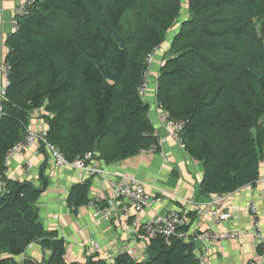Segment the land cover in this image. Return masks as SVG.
<instances>
[{
    "label": "trees",
    "instance_id": "1",
    "mask_svg": "<svg viewBox=\"0 0 264 264\" xmlns=\"http://www.w3.org/2000/svg\"><path fill=\"white\" fill-rule=\"evenodd\" d=\"M184 10L188 17L179 23L159 71V105L169 119L186 122L180 137L203 163V194H231L259 179L264 0H38L7 40L11 73L0 117V264H39L25 256L35 243L50 252L44 264H81L66 262L64 240L39 220L35 206L44 187L5 177L8 152L27 134L31 113L43 107L46 139L70 162L92 154L93 162L112 165L157 145L138 89L147 56L167 43ZM106 67L118 74L115 83L107 81ZM88 194V184L76 185L68 203L76 209L87 205ZM149 241L146 262L126 254L113 263L95 256L84 264H201L191 242Z\"/></svg>",
    "mask_w": 264,
    "mask_h": 264
},
{
    "label": "crops",
    "instance_id": "2",
    "mask_svg": "<svg viewBox=\"0 0 264 264\" xmlns=\"http://www.w3.org/2000/svg\"><path fill=\"white\" fill-rule=\"evenodd\" d=\"M24 0H0V107L3 77L1 67L9 53L7 40L13 34V20L16 10ZM172 39L161 48L151 68V84L143 97L148 105V116L154 127L155 136L161 143L157 153L141 152L119 163L106 165L95 160V166L105 171L104 175L89 177L85 172L56 167L53 160L35 144L22 156H14L7 163L5 177L29 181L44 191L36 203L39 220L46 231L56 232L66 244L67 263H81L97 256L100 260L113 263L128 254L138 262L148 260L149 239L135 227L152 221L157 215L169 212L180 214L183 227L189 234L212 231L217 233L242 232L233 241L219 244L191 242L198 250L196 258L201 264H250L264 259L260 242L264 237V161L261 175L253 185L239 188L226 194L223 211L230 213L227 221L215 223L207 213L211 201L220 194H203L201 183L204 177L203 163L194 159L182 146L179 139L170 137L169 131L161 122L165 113L157 100L156 78L165 62ZM48 116L44 107L31 113L28 131L46 133ZM181 141V138H180ZM182 142V141H181ZM30 161L32 168L23 175V165ZM47 180L44 185L43 178ZM134 181L139 183L153 201L143 211L132 209L128 215L120 211L121 201L115 202L116 211L109 219L100 218L90 203L75 208L68 203L72 188L79 184L89 185V199L96 197L103 202L115 200L114 184ZM157 199L160 202L155 203ZM256 205L257 214L253 216L250 206ZM202 211V212H201ZM131 251L132 253H129ZM25 256L39 264L49 258L50 252L39 244L31 245ZM23 257L19 259L22 261Z\"/></svg>",
    "mask_w": 264,
    "mask_h": 264
},
{
    "label": "built area",
    "instance_id": "3",
    "mask_svg": "<svg viewBox=\"0 0 264 264\" xmlns=\"http://www.w3.org/2000/svg\"><path fill=\"white\" fill-rule=\"evenodd\" d=\"M38 0H24L22 4L16 10V16L13 20V29L14 32H18L20 30V21L21 18L29 15L32 9L35 8ZM13 32V33H14ZM160 48H155L154 51L148 55L147 57V65L148 74L143 73L142 84L139 87V95L144 97L149 87V68L155 60V55L158 54ZM1 73L3 77V86L1 90V96L5 97L6 90L9 87V77L11 73L10 65L5 62V64L1 67ZM3 109L0 107V117L2 116ZM161 122L165 125L167 130L169 131L170 137L179 139L180 145L182 146V142L180 141V133L186 125L185 121H174L170 120L169 116L166 113L161 114ZM47 133L41 132H30L28 131L24 138L15 144L8 152L7 159L14 156H24L26 151L31 148L35 144H40L41 147H44L48 156L55 162L56 167L61 168H69L74 170H79L85 172L89 177H95L99 175H104L105 171L101 168L95 166L92 159V154H87L83 158H79L73 162L68 161L62 152L55 145L50 143L47 139ZM161 145L158 142L157 145H153L146 152H154L157 153L159 151V146ZM32 164L30 161L26 160L23 165V175H28L30 169L32 168ZM13 181H19V178L14 177L11 179ZM3 181L0 179V192L3 191ZM115 190V200L103 202L100 198L96 197L91 200L90 206L96 211L97 215L102 218L109 220L111 219L116 211L115 202L121 201L122 205L120 207V211L124 215H128L132 209L136 211H143L147 209L150 204L153 202L151 198L145 193L144 188L137 182L128 181V182H117L114 185ZM155 203L160 202V199L154 201ZM226 204L225 195H218L211 201V207L209 208L207 213L208 217L213 220L215 223L227 221L231 218V214L223 211V207ZM250 211L253 216L257 214V208L255 204L250 206ZM202 212V211H201ZM135 227H139L141 232L148 239H156V238H164L166 240L172 237H179L186 242H194L195 244H219L223 242L237 240L242 232H226V233H217L212 231L205 232H195L193 234H189L188 232L182 231L183 228V220L180 214L175 212L165 213L163 215H157L152 221L145 222L143 224H136L134 222ZM260 248L264 251V237L260 242ZM198 250L196 247L193 250V253L196 254ZM129 253H132L129 251ZM250 264H264V259L254 260L250 262Z\"/></svg>",
    "mask_w": 264,
    "mask_h": 264
},
{
    "label": "rangeland",
    "instance_id": "4",
    "mask_svg": "<svg viewBox=\"0 0 264 264\" xmlns=\"http://www.w3.org/2000/svg\"><path fill=\"white\" fill-rule=\"evenodd\" d=\"M188 17V14H187V12H186V10H184L183 11V13H182V16H181V18H180V20L178 21V22H176V24L174 25V27L170 30V32H169V34H168V37H167V39L170 41L173 37H174V35L175 34H177L178 33V31H179V23L182 21V20H184V19H186ZM165 45V44H164ZM162 47V46H161ZM161 47H159L160 48V50L162 49ZM158 48V47H157ZM154 51V50H153ZM152 51V52H153ZM152 52H150L149 53V55L152 53ZM159 52H161V51H159ZM156 56H157V54L155 55V59H156ZM169 55L167 54L166 55V57H168ZM148 57V56H147ZM152 65H153V63H152ZM152 65H151V67L149 68V74H150V76H149V81H150V83H149V86H150V84H151V79H152V76H151V68H152ZM147 68H148V65H147V58H146V69H145V71H144V74H148V71H146L147 70ZM157 79H158V77L156 78V84H157ZM157 87V86H156ZM149 88V87H148ZM139 90V89H138ZM148 91V90H147ZM167 114V113H166ZM171 120V119H170ZM184 129V128H183ZM152 153H154V152H152ZM54 162V161H53ZM54 164H55V162H54ZM56 166V165H55Z\"/></svg>",
    "mask_w": 264,
    "mask_h": 264
},
{
    "label": "water",
    "instance_id": "5",
    "mask_svg": "<svg viewBox=\"0 0 264 264\" xmlns=\"http://www.w3.org/2000/svg\"><path fill=\"white\" fill-rule=\"evenodd\" d=\"M114 35H115L116 39L120 42V49L124 50L125 49V41L117 35L115 30H114ZM254 74H255L256 78H258V79L260 78V75H259L258 71L256 70V68H254ZM105 76H106L107 81H109L111 83H115L117 81L118 74L117 73H112L106 67L105 68Z\"/></svg>",
    "mask_w": 264,
    "mask_h": 264
},
{
    "label": "bare ground",
    "instance_id": "6",
    "mask_svg": "<svg viewBox=\"0 0 264 264\" xmlns=\"http://www.w3.org/2000/svg\"><path fill=\"white\" fill-rule=\"evenodd\" d=\"M21 4H22V3H21ZM21 4H20V5H21ZM20 5H19V6H20Z\"/></svg>",
    "mask_w": 264,
    "mask_h": 264
}]
</instances>
